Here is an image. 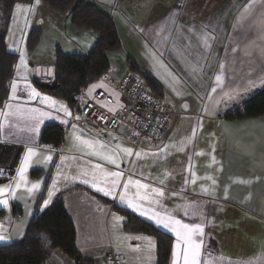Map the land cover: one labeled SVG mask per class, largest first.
<instances>
[{
	"label": "crops",
	"instance_id": "crops-1",
	"mask_svg": "<svg viewBox=\"0 0 264 264\" xmlns=\"http://www.w3.org/2000/svg\"><path fill=\"white\" fill-rule=\"evenodd\" d=\"M87 1L113 18L122 48L107 54L110 70L81 91L77 108L97 100L113 114L122 112L126 101L118 86L132 72L129 61H133L159 85L178 117L160 148L147 142L135 147L127 128L108 132L86 126L78 111L35 85L54 82L56 52L64 53L63 41L54 37L62 31L44 45L46 17L56 16L41 0L20 4L11 17L17 14V19H24L23 28L12 32L9 43L6 34L8 50L18 55V62L12 82L15 91L11 85L9 101L0 109V142L22 151L14 174L0 183L5 190L0 201H7L0 203V236L5 237L0 246L22 242L37 208L46 210L63 194L77 248L93 264H113L114 254L129 264L126 257L138 255L134 247L149 240V235L126 232V218L113 204L173 236L170 264H174L176 234L149 219L152 211L201 225L203 235L195 237L202 242L200 264H264V118L226 119L264 90V0ZM67 25L73 40H64L72 45L64 54L87 55L98 36L76 29L71 21ZM34 29H41L43 38L30 53L27 42ZM33 90L39 95L33 96ZM65 108L71 115L65 114ZM46 125L64 131L59 148L38 144ZM84 141L93 142V147ZM29 149L34 155L25 167ZM124 149H131L132 155ZM92 152L113 156L119 168ZM114 171L123 173L121 187L106 195L111 186L107 173ZM128 179L149 185L147 190L139 189L154 201L140 202L148 215L128 207L127 200L135 198V184L129 185L121 201ZM34 184L39 187L33 189ZM152 188L164 195L156 196ZM14 205L21 208L20 216L13 215ZM113 232L119 240H114ZM46 264L76 262L54 251Z\"/></svg>",
	"mask_w": 264,
	"mask_h": 264
},
{
	"label": "trees",
	"instance_id": "trees-1",
	"mask_svg": "<svg viewBox=\"0 0 264 264\" xmlns=\"http://www.w3.org/2000/svg\"><path fill=\"white\" fill-rule=\"evenodd\" d=\"M35 0H0V9L6 18L14 13L17 5L32 4ZM53 13L69 15L71 24L80 31L93 32L98 36L97 43L85 56L66 55L60 49L56 52L54 82L42 84L35 82L43 93L62 100L78 111V97L82 89L96 82L110 70L108 53L118 52L122 44L113 18L97 5L87 0H41ZM43 38L41 29L30 32L27 50H36ZM18 55L8 50L5 29L0 30V109L9 101L10 89L15 77ZM131 71L139 75L150 89L163 97L162 90L154 79L142 72L129 61ZM264 118V90L247 102L241 110L227 116L229 120ZM65 133L57 125H46L38 139L39 145L59 148L64 143ZM22 149L14 144L0 142V183L14 174L16 163ZM15 160V163L13 161ZM106 204H113L108 198L97 196ZM115 211L126 218L124 230L152 236L156 240V264H170L174 238L155 225L138 218L130 212L113 204ZM1 214L0 217H2ZM13 215L20 216L21 208L14 205ZM59 251L76 264H93L84 257L76 244V229L64 205V195L60 194L46 210L39 207L32 218L25 239L20 243L0 246V264H46L50 254Z\"/></svg>",
	"mask_w": 264,
	"mask_h": 264
},
{
	"label": "built area",
	"instance_id": "built-area-1",
	"mask_svg": "<svg viewBox=\"0 0 264 264\" xmlns=\"http://www.w3.org/2000/svg\"><path fill=\"white\" fill-rule=\"evenodd\" d=\"M119 94L126 101V108L113 114L97 100L85 101L78 107V113L88 127H101L115 132L125 127L135 147L147 142L152 148L165 143L170 128L178 117L176 110L163 97L154 93L149 85L136 73L127 74L118 87ZM111 103V98H104ZM113 264H123L124 259L112 255Z\"/></svg>",
	"mask_w": 264,
	"mask_h": 264
},
{
	"label": "snow or ice",
	"instance_id": "snow-or-ice-1",
	"mask_svg": "<svg viewBox=\"0 0 264 264\" xmlns=\"http://www.w3.org/2000/svg\"><path fill=\"white\" fill-rule=\"evenodd\" d=\"M37 3H39V0H36ZM255 0H253V3ZM17 8H20V5L16 6ZM24 62L23 59V54L21 55V63ZM217 80H219V77H217ZM13 91H15L16 85L15 83L12 85ZM33 96H38L39 93H36L35 90L32 92ZM49 99V98H45ZM53 104L55 103L54 101L52 102ZM66 115H71L67 111V109H64ZM79 119V117H77ZM76 139H80L77 137ZM85 144L88 145L89 148L93 147V142L90 141H84ZM103 147V145H101ZM126 155L131 156L132 155V150L131 149H124L123 150ZM92 155H97L100 157L102 160H106L109 164L116 165L117 168H119V164L117 162V159L114 158L113 156H105L103 153L99 152H92L90 153ZM34 155L32 149L28 150V156L25 157L24 160V166L26 167L28 164L29 158ZM137 156L140 155V153H136ZM96 168H100L101 165H95ZM23 171L24 167L21 168L20 173H21V179H23ZM87 175V173H85ZM107 176L111 177L110 180V187L107 188L105 191L104 188H98L99 191H105L106 195H111L116 189L121 187V179L123 178V173L120 171H114V172H109L107 173ZM194 182V181H193ZM106 183H108L106 181ZM135 184L137 187V191L135 193V198L134 199H128L127 204L128 207L132 208L135 211H139L141 215H148L149 210L143 206L142 203L143 201H148L149 203H152V201L149 197L148 194H141L139 189H149V185L141 183L140 181H133L131 179H128L127 182L123 184V193L120 195L121 201H124L126 196H127V191L129 188V185ZM19 186V185H17ZM38 184H34L32 188H38ZM4 189H0V195H3ZM29 191H32V189H29ZM152 193H155L156 196L162 197L164 195L163 190L161 189H156L152 188L151 189ZM49 196H51V191L49 192ZM158 202V201H155ZM0 203H7V201H0ZM45 204H47V201H45ZM149 219L155 220L156 224L162 225L166 229H170L172 232L176 234V245H175V250L173 251V257H174V264H179V260L181 258V254L183 256V264H200L199 257L201 255V248H202V242H197L195 237L197 236H202L203 235V228L199 224L191 225L187 223H182L179 219H175L171 216L167 217H162L160 216L159 213L152 211L151 215H149ZM5 239V237L0 236V240ZM183 245V248L181 249V246Z\"/></svg>",
	"mask_w": 264,
	"mask_h": 264
},
{
	"label": "rangeland",
	"instance_id": "rangeland-1",
	"mask_svg": "<svg viewBox=\"0 0 264 264\" xmlns=\"http://www.w3.org/2000/svg\"><path fill=\"white\" fill-rule=\"evenodd\" d=\"M53 14L56 17H52V18L46 17V22L48 25H44V27L46 29L44 45L46 46L48 44V42L51 39V36L54 33L56 34V32L62 31L59 34V36L56 35L54 37H56L59 41H63L62 45L65 47L64 53H68L67 49H69L70 46H72V45L69 42H65L64 40H68V39H70V41L73 40V38L71 36L72 32L68 29V25H67V22L70 23L71 18L69 17V15H61L58 13H53ZM23 23H24V19H21V18L17 19V14L15 15V17L6 18V16L3 13V10L0 9V30L5 29V33L8 35V43L12 40V34H13L12 32H14L15 30L21 31L20 29L23 28L22 27ZM47 26H49L50 28ZM62 37H63V39H62ZM47 40H48V42H47ZM32 88L34 89V87H32ZM123 128H125V127H123ZM123 128H121V129H123ZM121 129H119V130H121ZM115 132H117V131H115ZM113 237H114V240H119V239H117V234L115 235V232H113ZM148 239L149 240H143L138 245V247L137 246L134 247V249H136V251L138 252V255L132 254L131 259L129 256L126 257L125 262H127L129 264H156V261H157L156 240L153 237H149V236H148ZM150 240L153 241L154 246L149 243ZM137 249H139V251ZM151 251L153 252V257H151V253H150ZM111 260H112V257H111Z\"/></svg>",
	"mask_w": 264,
	"mask_h": 264
},
{
	"label": "water",
	"instance_id": "water-1",
	"mask_svg": "<svg viewBox=\"0 0 264 264\" xmlns=\"http://www.w3.org/2000/svg\"><path fill=\"white\" fill-rule=\"evenodd\" d=\"M13 163H15V160L13 161Z\"/></svg>",
	"mask_w": 264,
	"mask_h": 264
}]
</instances>
